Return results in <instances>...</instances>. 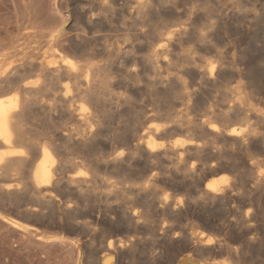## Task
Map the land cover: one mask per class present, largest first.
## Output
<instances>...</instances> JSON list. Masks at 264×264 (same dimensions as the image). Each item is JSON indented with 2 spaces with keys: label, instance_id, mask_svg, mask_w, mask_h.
I'll use <instances>...</instances> for the list:
<instances>
[{
  "label": "bare ground",
  "instance_id": "bare-ground-1",
  "mask_svg": "<svg viewBox=\"0 0 264 264\" xmlns=\"http://www.w3.org/2000/svg\"><path fill=\"white\" fill-rule=\"evenodd\" d=\"M229 1H230V3L226 4V2H229ZM208 2L210 3V6H211V9L209 12L210 13L209 14L210 15V22L208 24L209 28H210V30H208V31L210 34H209L208 38L212 37L214 34H216V32H218V31H214V30H219L220 29L219 27L223 28V25H224L223 20L224 19L226 20L225 21L226 24H228L227 26H229V23H227V22H230L229 20H231L232 22L234 21L238 25V26L237 25L234 26V28L238 27L240 30H241V28H245V24H247L248 27H246V33L248 31H250L252 33V31L250 29H252L253 26L255 28V26H257L259 24L262 25V23H264V17L260 15V11H259V7L262 6L264 0H208ZM231 3H232V7L230 6L229 10H228L227 6ZM157 4H158V6L160 4H169V5H171V7L169 6L168 8H171L172 10H175L176 8L174 9V7H177V6H174L175 0H98L97 6H100L103 9L108 10L109 12H107V13L110 14V11L117 9L118 12L120 11L121 13H123V15L126 14L128 16V18L133 19V21H137L136 23H137V25H139L137 27L140 29H139L136 37H134L133 43L136 42L135 44H133L132 42H130V43L124 42V43L115 44V45L114 44L109 45V44L103 43V46L101 45L102 49L99 51V50H96L97 48L94 47L95 48L94 49L92 47V44H93L92 37L90 35H89L90 36L89 37L87 33L82 31L80 34H76V37L74 39L75 41L73 42L72 46H70L71 47L70 51L74 55L73 57H71L65 53V48H63V46H62V48L60 46L58 47V45L55 43L57 41L56 38L60 34V31L59 32L57 31L56 33H53L50 31V33H53V34H49V35L48 34L42 35L39 32V34L42 36L39 35L40 37H37L36 35L38 33H34L35 32V29H34V31H32L33 35L30 32L31 36L33 37V40H31L30 33H29L30 37L29 36L27 37V38H29V40L32 41V42L30 41L32 46L29 48L30 50L28 49L27 52H26V48H25V50H23V48H22L23 52L16 53L13 50H10V51L6 50L5 51L6 46H4L5 47L4 50L1 47V49L5 52L0 53V211L3 210L4 212H6L8 214L9 213H15L16 215L23 217V219L26 218L25 219L26 221H28V220L38 221L39 220V222H41L42 220H44L47 217V215L43 212V210H48V211L49 210H51V211L61 210V212L64 213L65 216H67L64 218H68L70 220V222H68V223L72 224L71 222L76 221V219H77L76 216L78 215L79 212H81L80 207L82 208V206H83L82 203L78 204L79 201H78V203H76L77 201L74 202L75 204L73 206L72 205L73 203L71 204L70 199H73L74 197H77L78 200L79 199L84 200V199L88 198V196L90 194H93L95 192L97 193L98 190H101V191L103 190V194L105 195V198L107 200H109V199L112 200V198L119 200V201H121V203H123V208H124V205L126 204L127 195L131 191L130 186H127V180L129 177L127 178L126 176H124V173L126 172L125 171L126 168L131 166V165L128 166V162L131 159H134L135 161L136 160L139 161L142 158L143 163L144 162L147 163L149 160L156 161V160H161V159H169L170 163L175 164L173 174L177 175V176H181L182 178H186V177L190 178L191 177L192 184L196 185V188H198V184H197L198 183V176H197L198 173L201 174L203 179H206L207 177H209V176L211 177L212 175H214L215 173L220 171L219 168L225 167V171L227 170L226 167H229L231 169H237L238 164L236 163L237 166H235V164L232 163V161L234 159L232 160L231 156H233L234 153H237L236 151H238V149L235 151V150H232V148H231V150L235 151V152H228L229 154L230 153L233 154L231 156H228L224 147L226 148V146L229 145L231 147L240 148V147H243L245 144L249 143V141L251 143V140H253V143L257 144V146H258V148H256V149H259V151H258V155L256 154L257 159L254 160V164H253L252 168L249 167V169H248L247 177L250 179V182L252 184V187H251L252 190L249 191V193L248 192L245 193V198H247L250 201V203L252 201L256 206V209H255L256 212H255V215L253 218V219H255V224L252 223L253 228H251L252 231H254V233H255L254 234L255 239L252 238V240L253 241L255 240V242H254V243H256L255 245L257 247H260L261 243H262L261 242V236H262V233L264 234V113H263L264 110L263 111L261 109L258 110L257 108L258 107L260 108V106H258L257 108H254V106H252V105H247L249 102H246L247 104L244 102L245 93H244L243 88L238 86V87H235V88L229 90L226 88V86H223V85H225L226 82L223 83V85H222L220 80L223 79V78H221V76H222V72H223V69L225 66L224 65L225 62L227 64V61H224V60H226L228 57L226 59H224L225 58L224 57L223 58L224 60H223L219 56L218 51L220 52V50H222L223 45H220L219 47H221V48H219L217 45H215L216 43L213 45L214 41L210 45L211 42L206 43V41H209V40H207V39L205 40V44L209 43V47L206 49H210L213 53L216 54L217 57L214 56L216 58L213 60L211 59L213 57L208 58V59H210V61H208L207 66L205 67V69H203L204 71L203 72L199 71V69H197L198 67L197 68H191L188 71L186 70L187 72L190 73L191 76H188V77H191V79H193V77L195 79H196V77H201L200 82L202 81V83L205 84L206 88H208L209 91H207V92L211 93L212 91H215V94H216V91H218V95H216V96L214 95V97L211 94L213 97L212 99L214 100V98H215V100L213 101V105L211 103V106H208L207 105L208 103L205 100L207 104L205 103L204 107L208 106V108L205 109V112L203 111L204 110V108H203V110H202L203 112L201 111L202 113L200 112V114H196L195 112H191V114H190V112L185 111V109H184L185 112H183V111L181 112L178 109L177 113L174 112L175 114H170V113L163 114V113H161V110H160L159 112L161 114L157 113L156 116L158 118L161 117V115H162V118L164 116L167 119L166 120L167 122L163 123V124L160 123V125H158L159 124L158 123V124H156L155 127L153 125L154 128H147V130L142 129L143 132L140 135V139L147 138V141L145 140V143H143V144L137 143L138 145H136V143L134 142L136 146H134V147L132 146L134 149L131 148L134 151L130 154L127 153L126 156L118 155V156H115L112 158L111 157L112 154L110 151L109 156L107 155V157H105V158L101 157L102 159L99 157L101 159V164L104 167L103 170L105 169V171L106 170L110 171L111 177L114 176L115 177V178L113 177L114 179L111 178L110 176L108 178H106V176H105V178H99L98 175L96 177H92L93 174L96 175V172H95L96 169L94 167V163L98 162L99 160H97V159L95 160L91 157V153L89 152L90 151L89 147L91 146V144L93 146V144H94L93 141L95 139H97L100 134H102L101 130H103V129L101 127H103V124L105 125V123L102 119H105L110 114L108 107H109V105H112L111 103L113 100L115 101L117 99V96L115 95L117 93L113 94L114 92L112 91V85L113 84L115 85V83H112L113 81L110 82V80H112V78L110 80H108V78L111 76L110 74H112V73H110V72H112L111 71L112 69L109 68L111 64L109 65V62H108L107 65H109V67L107 66L108 67L107 68L105 64H104V66L98 64L99 61H97V59H99L100 56L103 57L104 56L103 54L110 56V58L114 57L115 59L117 58L119 60H122L120 58L123 56H127V57L131 56L130 54L133 53V50H136V48L139 49V47L141 48V46L143 44H141L140 39L143 38V42L145 41L144 46H145V48H147V50L145 49L144 52L147 51L150 53V54L146 53L148 55L146 56V58H144V60L147 63V66L150 67V69H152V71L154 72L153 74H155L156 77L160 76V78H161V74L165 75L164 73L166 71L169 72L171 70V68L173 69L174 61H172V58H171L172 56H174L173 53L178 52L179 49L183 50L182 48H184V47H182V46H183V43H185L183 41L184 40L186 41V38H189V37L191 38V36H193L196 33V31H195V33H193L194 28H192V27H194V26L189 27V25L191 23L190 24L188 23L189 25L187 27H189V29L192 28V31L187 29L186 25L185 26L184 25H178V26H172L171 25L172 26L171 28H166V29H162L163 26L158 28L155 25H152L151 30H150V28H146V29H149L150 33L145 34L146 32H144V31L146 29H143V28L145 26V23L148 26L150 25V23L147 24V22H151L150 15L157 13V10H158ZM210 6L208 8H210ZM161 7H159V8L161 9ZM230 8H232V9L230 10ZM163 10L164 9L162 8L161 12ZM178 12H180V11H178ZM187 12H185V14ZM115 13H117V12L115 11ZM168 13H171V12H168ZM173 13H174V11H173ZM173 13H171V15H173ZM180 13H178V14L181 15L184 12H182L181 14ZM190 13L191 12L189 11L188 14H190ZM193 13H195V12L193 11ZM157 14L159 15L160 13H157ZM198 14H200V13H198ZM203 15H204V13H203ZM196 16H197V14H195V17ZM206 16H207V14H206ZM154 17H156V16L154 15ZM195 17H193L192 19H194ZM198 18L200 19V17H198ZM86 19H87L88 29H90L91 25H94L95 21H93L89 17ZM106 19H107V17H106ZM156 19L154 18V22ZM188 19L190 21V18H188ZM35 20H34V23L36 24ZM195 20H196V18H195ZM38 21H40V19H38ZM96 21H98V20H96ZM191 21H193V20H191ZM44 22H46V21H44ZM34 23H32V24L35 26ZM194 23H196V22H194ZM232 24H234V23H232ZM192 25H194V24H192ZM36 26L38 27V24H36ZM43 26H40L41 29L49 27L46 25L47 27L44 26V28H42ZM168 26H170V25H168ZM227 26H225V27H227ZM95 27H97V25ZM231 27H232V25H231ZM33 28H32V30H33ZM216 28H219V29H216ZM238 28H235V30L236 29L238 30ZM259 28L261 29L263 27H260V25H259V27H257L258 31H255L256 28H255V30H253V29L252 30H253V32L255 31V32L261 33L259 31L260 30ZM41 29H39V27H38V29L36 28V30H39V31ZM225 29H227V28H225ZM93 30H94V28H93ZM226 32H228V31H226ZM237 32H238V34H241V33H239L240 32L239 30ZM129 33H132V31H130ZM222 33H224V32H222ZM236 33H235V35H236ZM259 33H257V34H259ZM262 33H264V32H262ZM132 34L135 35L134 32ZM197 34L198 35L200 34L199 36L202 39V36H201L202 34L200 32H198ZM205 35H207V34H205ZM261 35H263V34H261ZM25 36H27V35H25ZM200 37L199 38L196 37V38L200 39ZM216 37H218V36H216ZM259 37H262V36H259ZM263 37H264V35H263ZM27 38H25V39H27ZM130 38H131V36H130ZM213 38H215V36ZM221 38H220V40H221ZM12 39H14V38H12ZM204 39H202V40L204 41ZM222 39L224 41V37ZM251 39H252V37H251ZM16 40L19 41V39H17V36H16ZM16 40H13V41H16ZM17 41H16V44L17 43L19 44V42H17ZM200 41L201 40H199V42ZM3 42L4 41L2 40L1 44ZM254 42H252V43H254ZM10 43H11V41H10ZM10 43H8V44L11 45ZM115 43H118V42H115ZM201 43L203 44L204 42H201ZM255 43H254V45H255ZM3 44H6V43H3ZM24 44L25 43H23V45L21 44L19 46L23 47ZM9 45L7 47L15 46V45H12V46H9ZM19 46L17 45V47H19ZM216 46H217V48H219L218 51H217ZM17 47H14L13 49L15 50V48H17ZM8 49H10V48H8ZM142 49H143V47H142ZM177 49H178V51H176ZM221 52H220V55H221ZM136 53H137V51H136ZM178 53H177V55H178ZM215 54H213V55H215ZM132 55L134 58L135 57L134 54H132ZM173 58H175V56ZM177 58H178V56H177ZM77 59H79L80 61ZM123 59H125V58H123ZM135 59H137V58L135 57ZM106 60L107 59H105L104 62H106ZM137 60L139 61V59H137ZM186 60H187L186 62H188L191 66V63H190L191 60L190 59H186ZM124 61H126V60H124ZM133 61H135V60H133ZM133 63H135V62H133ZM238 63H239V61H238ZM101 64H102V61H101ZM113 64H114V62H113ZM189 64H187V65H189ZM112 65H111V67H112ZM116 65H113V66H116ZM120 65L121 64H119V66ZM143 65H145V63H143ZM177 65L178 64L176 63V66ZM229 65H231V64L229 63ZM122 66H123V64H122ZM176 66H174V67H176ZM105 67L107 69H109L108 74L110 76L107 74V72H105ZM117 67H118V65H117ZM233 67H234V65H233ZM113 68H115V67H113ZM140 68H142V67H139V69ZM225 68H227V66ZM230 68H229V70H230ZM118 69H116V70L119 71ZM237 69L234 71L232 70L233 74L234 73L237 74ZM163 70L165 71L164 73L162 72ZM176 70L177 69H175V71ZM140 71H141V69H140ZM146 71H148V69ZM182 71L179 70V73ZM240 71H242V70H240ZM176 72H178V70ZM179 73H176V75H178ZM125 74H126V76H125ZM125 74L123 76L128 78L127 81H135V82L138 79L139 75H141V74L138 75L137 71H135L133 68L126 70ZM231 74H229V75H231ZM184 75H186V74H183V76ZM223 75H224V72H223ZM237 75H239V74H237ZM107 76H109V77H107ZM167 76L170 78L168 81L165 82L166 83V91H168L169 94H171L173 97H176L179 94V97H180V95L182 96V98H183L182 100L186 99L190 103L192 101L195 103H198L201 95H203V91H202L203 89L199 85L200 82L197 83L198 84L197 86L194 85L196 88L195 87L193 88V87H191L192 85L190 86V84L185 83L183 78L181 79L180 77H178L179 75L175 76V77L172 76L173 78H171L169 73H168ZM180 76H182V75L180 74ZM234 76H235V74H234ZM162 78H164V76ZM228 78L229 77H226L225 79H228ZM119 79H122V78L119 77ZM125 80L123 79V82ZM117 82L119 83V82H121V80L117 81ZM154 82H156V81H154ZM111 83H112V85H111ZM127 83L128 82H126V85H127ZM135 84L136 83H134L133 85H135ZM162 84H164V83H162ZM114 87L115 86H113V88ZM127 87H128V85H127ZM232 87H234V86H232ZM247 87L248 86H246L245 88H247ZM253 89H254V87L252 88V90ZM206 90H205V92H206ZM246 92L248 93V91H246ZM254 92H255V89H254ZM212 93H214V92H212ZM126 94L127 93H125L124 96ZM251 94H252V91H251ZM124 96L123 97L119 96L120 99L118 98L119 99L118 101L119 102H121V101L127 102L128 98H126ZM254 96H255V94H254ZM249 97H250V95L248 96V99H249ZM165 98H167V97L165 96ZM250 98H252V97H250ZM168 99H170V98H168ZM203 99H205V97ZM248 99H246V100H248ZM255 99H256V97H255ZM252 101H253V98H252ZM51 102L58 103L57 107L59 108L61 114L63 115L62 117L64 119V122L58 123V128L61 130V135H60L59 140H54V141L51 140L49 142H43V140L33 138L30 135V132L27 131V127L29 126L30 121L37 119L39 114H46L47 111L52 108ZM171 102H172V100H171ZM260 104H263V103L260 102ZM117 105H119V110H120L121 109L120 104L118 103ZM174 105L175 104L173 103V106ZM196 105L199 106L198 104H196ZM201 105H203V104H201ZM209 105H210V103H209ZM190 106H191V104H190ZM197 106L194 108H198ZM169 107H170V105H169ZM171 107H172V105H171ZM171 107H170V109H173V110L176 109L177 110V107L176 108H175V106H174V108H171ZM191 107L193 108V106H191ZM261 107L264 108V106H261ZM170 109L168 111H171ZM189 109H191V108L189 107ZM199 109H201V108L199 107ZM119 110H118V112H119ZM124 110H126V109H124ZM191 111H194V109ZM156 112L157 111H155V113ZM122 113H124V112H122ZM193 113H194L193 117H190ZM141 114L139 116H141ZM150 114H152V113H150ZM135 115H137V114H135ZM145 115H148V114H145ZM111 116H113V115H111ZM139 116H137V118L133 119V120H135V124L138 123V127L140 129L141 128L140 126H142V123L141 124L139 123V118H140ZM156 116L155 115H148L147 117H143V115H142L141 117L145 122L144 124H146L148 122L147 124L149 125V122L151 120L153 123ZM165 118L163 120H165ZM253 118H254V120H256V123L254 125L249 123L250 121L252 122ZM112 119H113V117H112ZM157 121H158V119H157ZM160 121L163 122L161 120V118H160L159 122ZM105 122H107V121H105ZM108 123H109V121H108ZM110 123H111V121H110ZM132 123H134V122H132ZM122 124H123V122H122ZM106 125H107V123H106ZM236 125L240 126L239 129L234 128ZM107 127L108 126H106V128H104V129H106L105 133L107 132V130H109ZM242 127H245V128H242ZM253 127H256V128H253ZM127 130L128 129H126V131ZM137 130L138 129H136L135 125H134V131L137 132ZM120 131H121V129L119 130V132ZM131 131H132V129H131ZM102 132H104V130ZM139 132H140V130H139ZM127 133H129V132L127 131ZM178 133H182V134L184 133L185 137H183V139H182L180 136H178L179 139H175L176 135ZM131 134L132 133H130V135ZM120 135L122 136V134H120ZM120 135H118V136L120 137ZM136 136L137 135L134 134L133 138H135ZM138 136H139V134H138ZM122 138H123V136H122ZM113 139H114V136H113ZM124 139H126V138H124ZM100 141H101V139H100ZM250 143L248 144V148L250 147ZM50 146L53 147V149H52L53 151L51 150ZM233 149H235V148H233ZM241 149H243V148H241ZM250 149H248V150L250 151ZM229 150H230V147H229ZM248 150L246 149L247 152H249ZM251 150H255V149L252 148ZM96 152H98V151H96ZM99 153H101V152H99ZM252 153L255 154V151H252ZM96 154H95V157H96ZM253 154H251L252 156H250V154H249V156L251 158H256L255 157L256 155L253 157ZM237 157H235V160ZM245 157L246 156H244L242 158L246 162ZM242 158H240V159H242ZM237 161L239 162L238 158H237ZM133 162H131V163H133ZM198 162H199V164H196ZM245 162H244V165H245ZM156 163H158V162H156ZM246 163H248V161ZM101 164H98V165H101ZM137 164H138V162H137ZM241 164H243V163H241ZM133 165L130 167L131 169H132ZM139 165H141V164H139ZM142 165H144V164H142ZM145 165L147 167L148 164H145ZM152 166H153V163H152ZM245 167H246V165H245ZM81 168H87V169L91 168L92 171L94 169L95 170V171H93L94 173L90 169H88L91 171V172L89 171L90 175L93 173L92 176H90L93 179L92 178H91V180L88 179L89 176L87 178L85 176V172L79 171ZM137 168H139V166H137ZM229 168H228V170H231ZM239 169L241 170L242 168H239ZM129 171H131V170H129ZM133 171H135V170H133ZM147 171H148V169H147ZM245 171H247L246 168H245ZM155 173H156V171H155ZM155 173H153L150 176V181L152 183L157 181L156 180L157 178L154 175ZM239 173H241V172H238V174ZM243 173H244V170L240 175H243ZM100 174L102 175V173H100ZM130 174L132 175V173H130ZM105 175H107V174L105 173ZM156 175H158V174L156 173ZM134 176H135V174H134ZM136 176L139 177L138 174ZM141 177L143 178V176H141ZM244 177H243V179H244ZM240 179H241V177H240ZM138 180H140V178H138ZM159 180H160V178H159ZM134 181L138 182L136 180H134ZM241 181H243V180L241 179ZM241 181H239V182H241ZM245 181H247V180H245ZM182 182H183V180H182ZM250 182H248L249 185H250ZM158 183L160 184L161 182L158 181ZM167 183H168V181H167ZM200 183H203V182H200ZM227 183H228V180L219 179V178L216 180H211L208 183H206L204 186V189L201 193L202 196L200 198L199 203H201L202 205L212 204L216 207V211H217V208H221V206H224V205L230 203L232 200V198H231L232 195L237 196L235 193H237V191H239V186H240L239 184L240 183H238V184L233 183V185L231 183V185L228 184V186H227ZM224 184H225V186H224ZM236 185H238V188L236 187ZM177 186H179V185H177ZM182 186L183 185H181L180 188ZM246 186H248L247 183H246ZM148 187H150V186H148ZM151 187H150V189H151ZM184 188H187V187H184ZM236 188H237V191H236ZM155 192H157V191H155ZM194 192H196V191H194ZM146 194H145V196H146ZM148 194H150V192ZM237 194H238V196H239V194L244 195L240 192H238ZM101 195H102V193H101ZM98 197L99 196H97V199H99ZM139 197H140V195H139ZM147 197H149V196H147ZM239 197H237V198H239ZM135 198H137V197H134L133 199H135ZM141 198H140V200H141ZM235 198L233 197V199H235ZM91 199H93V198H91ZM101 199H102V196H101ZM188 200H189V198H188ZM93 201L94 200H92V202ZM234 201H236V200H234ZM130 202L134 203L132 201H130ZM128 204H130V203H128ZM233 205L231 208L234 209L236 206L233 207ZM132 206H134V204ZM181 206H182V204H181ZM230 206H231V204H230ZM88 207H90V206H88ZM194 207H195V205H194ZM117 208H118V206H117ZM150 208H152V207H150ZM181 208H183V206ZM187 208L188 207L186 206V209ZM197 208H198V206H197ZM228 208H227V210H228ZM248 208H250V207H248ZM86 209H87V207H86ZM129 209H131V208H129ZM198 209H200V208H198ZM221 209L218 211L221 212ZM158 210H161V209H158ZM153 211L154 210H152V212ZM251 211L252 210H250L249 212H251ZM118 212H121V211H118ZM209 212H207V213H209ZM213 212H215V210ZM213 212L212 213L210 212V213L213 214ZM54 213H55V211H54ZM182 213H184V212L182 211ZM222 213H220V214H222ZM123 214H125V213L123 212ZM14 215H11V217H13ZM64 215H62V216H64ZM126 215H127V213H126ZM133 215H135V213ZM146 215H148V214H146ZM213 215H215V217H216L215 213ZM119 216H121V215H119ZM218 216H219V214H218ZM242 216L240 217V215H239L238 217L240 219L241 218L243 219V217L245 215L243 217ZM149 217H150V215H149ZM180 217H181V215H180ZM210 217H212V215ZM251 217H252V215H251ZM245 218L247 219L248 217L245 216ZM46 219H48V218H46ZM217 219H218V217H217ZM233 219H232V222H233ZM236 219H238V218H236ZM120 220H122V219L120 218ZM220 220H222V219L220 218ZM220 220H219V222H220ZM244 220H243V223H244ZM250 220H251V218H250ZM7 221H9L14 226H17L15 222L11 221V219H7ZM125 221H124V224L125 223L129 224V222H131L132 220L128 219L126 222ZM223 221L224 220H222V222ZM240 222H241V220H240ZM251 222H252V220H251ZM251 222H249V223H251ZM147 223H149V222H147ZM38 224H40V223H38ZM46 224H48V223H46ZM134 224H135V222L133 223V225ZM224 224H227V223H224ZM234 224H235V222H234ZM246 224L247 223H245L244 226H246ZM123 225H120V226H123ZM126 225H124V226H126ZM140 225H141V223H140ZM135 226H136V224H135ZM248 226H250V224ZM126 227H128V226H126ZM145 227H146V225H145ZM148 227H149V225H148ZM228 227H229V225H228ZM230 229L231 228L228 229L227 233H229ZM240 230H242V229H240ZM245 230L243 232H245ZM243 232H240V233H243ZM227 233H225L226 236H227ZM237 233L239 234V232H237ZM237 233L235 232V234H237ZM204 235L205 234L203 232H201L199 234V239H202L204 237ZM230 235H231V233H230ZM227 237L229 238V236H227ZM233 237H235V236H233ZM241 237H243L242 234H241ZM189 238L192 239V237H189ZM249 238H250V236H249ZM191 239H190V241H188L189 240L188 239L186 242H188V243L191 242ZM193 239H192L191 243L194 245ZM229 239H231V238H229ZM262 239H264V238H262ZM210 240L211 239L206 240V242L204 241L205 243H203V244H205L204 246H206V248H208L207 246L210 245V242H211ZM240 241H241V239H240ZM240 241H238V242H240ZM246 241H248V240L246 239ZM246 241H243L242 244ZM110 243H108V244H110ZM211 243H213V242H211ZM250 243L251 242L249 240V244ZM251 244H253V243H251ZM196 245H198V244L196 243ZM196 245H194V246L196 247ZM211 245H213V244H211ZM221 245H223V244H221ZM111 246L109 245L107 248H110ZM202 247L200 246V248H202ZM223 247H221V248H223ZM226 247H229V244ZM250 247H252V245ZM211 248H209V249H211ZM193 249H195V248L193 247ZM243 249H244V247H242L241 250H243ZM245 249H246V247H245ZM260 249H262V248H260ZM108 250H106V251H108ZM112 250H113V248H112ZM234 250H235V248H234ZM234 250L232 249V256H234L233 255ZM135 251H137V250H135ZM194 251H196V250H193V253H194ZM206 252L207 251L205 250L204 254H206ZM246 252H245V254H246ZM249 252H250V250H249ZM193 253H192V255L187 254V253L183 254L178 259L176 264H218V263H214L211 261L209 262L208 259H207V261H208L207 262V261H205L206 259L204 257H203V259H205L204 261H201V259L198 260L197 259L198 255H196L197 257L194 258L193 255H195V254H193ZM200 253H203V251H201ZM209 253H210V251H209ZM251 253H249V254H251ZM131 254L132 253H130V255ZM243 254H244V252H243ZM257 254H258V252H257ZM200 255H202V254H200ZM236 255H238V254H236ZM258 255H256V256H258ZM111 256H113V255H111ZM111 256L109 255V253H108V255L101 256L102 258L100 259V264H113V262H116V259H114L115 261L112 260ZM204 256H206V255H204ZM252 256L254 257L255 254ZM114 257H116V256H114ZM230 257H231V254H230ZM198 258H200V257H198ZM234 258H236V257H233V259ZM258 259L260 260V258H258ZM248 261H252V260L249 259ZM255 261H257V260H255ZM259 262H261V261H259ZM222 264H225V263H222ZM259 264H261V263H259Z\"/></svg>",
  "mask_w": 264,
  "mask_h": 264
},
{
  "label": "rangeland",
  "instance_id": "rangeland-1",
  "mask_svg": "<svg viewBox=\"0 0 264 264\" xmlns=\"http://www.w3.org/2000/svg\"><path fill=\"white\" fill-rule=\"evenodd\" d=\"M177 1L175 0L174 6H177V7H174V9L176 8L175 10L168 8L169 6L171 7V5H169V4H160L159 6L157 4V9H158L157 13H160V14L158 15L157 13H154V14L150 15L151 22H147V24L150 23V25H149L150 27L148 25H146V23H145L146 27L144 26V28H143V29L150 28V30H151V26L155 25L158 28L163 26L162 29H166V28H171L172 26H178V25H184L185 26L186 25L187 29H189V27L194 26V27H192V28H194L193 33H195V31H196V33L194 34L195 36L194 35L191 36L192 35L191 34L190 35L191 38L189 37L190 39L186 38V41L185 40L183 41V42H185V43H183V46H182V47H184V48H182L183 50L179 49V51H180L179 52L177 49L176 51H178L179 53L178 52L173 53L175 56V58H173L174 56L171 57L172 61H174L173 69L171 68V70L169 72H167V71L165 72L163 70L162 72L163 73L165 72L164 73L165 75L161 74V78H160V76L156 77L155 74H153L154 72L152 71V69H150V67L147 66V63L144 60V58H146V56L150 53L147 51L144 52L145 49L147 50V48H145V46H144L145 41L143 42V38L140 39L141 44H143L141 46V48L139 47V49L136 48V50H133V53L130 54L131 56L121 57L120 59H122L123 61L119 60L117 58L115 59L114 57L110 58V56L105 55V54H103L104 55L103 57L102 56L99 57L100 60L97 59V61H99L98 64L103 65V66L105 64L106 67L107 66L109 67L110 64L112 65L113 62H114L113 65H116V64L118 65V67H117V65L116 66L112 65V67L110 65L109 68L112 69L111 70L112 72H110V73H112V74H110L111 76L108 74V72H109V69H107L108 67L107 68L105 67V72H107V74L110 76V77L107 76V77H109L108 80H110L112 78V80H110V82L113 81L112 83H115V85L114 84L112 85V83H111L112 91L114 92L113 94L119 93L118 95L120 97H123L124 94L127 93L124 97L128 98V100H127V102H122V101L119 102L118 100L120 99V97L117 94H115L117 96V99H116L117 101L116 100L112 101V103H111L112 105H109V107H108L110 114L105 119H102L105 123V125L103 124V127H101L104 130V132H102L103 130H101L102 134H100L99 137L97 138L99 141L97 139H95L93 141L95 144V145L93 144L94 147L92 146V144L89 147L90 148L89 152L91 153V157L95 160L96 159L99 160L98 162L94 163V167H95L96 171L94 169H93V171L96 172V175L93 174L94 172L92 171L91 168H88V169H90L93 172L92 173L93 176H92V174L90 175L91 171L88 170L87 168H81L79 170V171L85 172V176L87 178L89 176L88 179H90V180L92 177H96L97 175L99 178H105V176H106V178H108L109 176L111 177L110 171H107V170L105 171V169L103 170L104 167L101 164V159L107 157V155L109 156L110 151L112 154L111 155L112 158L115 156H118V155L126 156L127 153L130 154L134 151L133 147L138 145L137 143L143 144V143H145V140L147 141V138L140 139V135L143 132L142 129L147 130V128H154L156 126V124H158V123H159L158 125H160V123H162V124L166 123L167 119L164 116H163V118H162V115L159 118L156 116L157 113H160L159 112L160 110H161V113H163V114H166V113L175 114L178 112V109L181 112L187 111V112H190V114H191V112H195L196 114H200V112L203 110V108H204L203 111L205 112V109L208 108V106H211V103L213 105V101L215 100V98H214V100L212 98L214 97V95L215 96L218 95V91H216V94H215V91H212L214 93L207 92V91H209L208 88H206L205 84L202 83V81L200 82L201 77H196V79L193 77V79H194L193 80V79H191V77H188L191 75L189 72H187L191 68H197V67H198L197 69H199V71L203 72L204 71L203 69H205V67L207 66L208 61H210V59H208V58L213 57V58H211L213 60L217 57L216 54L213 53L210 49H206L209 47L210 42H211L210 43V45H211L212 42L214 41L213 45L216 43L215 45H217L218 47L220 45H223L222 50H220V52L221 51L223 52V53L221 52V55H220V52L218 51L219 48H221V47L217 48V46H216L217 51L219 53V56L222 59L224 57H225L224 59H226L228 57L226 60L223 59L224 61H227V64L225 62V64H224L225 66L223 69L224 75L222 72V76H221V78H223V79L220 80L222 85H223V83L226 82L227 84L225 83V85H223V86H226V88L229 90L233 89L235 87H238V86L243 88L244 93H245L244 102L245 103L249 102L248 104L247 103L246 104L252 105V106H254V108H257L258 106H260V108L258 107L257 109L258 110L261 109L262 111L264 110V108L261 107V106H264L263 105L264 104V43H263L264 42V37H263L264 33H262V32H264V23H262V25L259 24L260 27H263L261 29L259 28L260 29L259 31L261 33L255 32V31H258L257 27H259V25H257V26H255L256 30H255L254 26L252 27V29L255 30L254 32L252 29H250L252 31V33L250 31H248L249 33L247 32L248 33L247 34L246 33V27H248V25L245 24V28H241V30L238 27H235V28H238V30L240 31L239 33H241V34H238V32H237L238 30L236 29L237 30L236 31L234 28V26H236L237 24L234 21L232 22L231 20H229L230 22H227V23H229V26H230L229 27V26H227L228 24H226V22H225L226 20L224 19L223 20V24H224L223 28L222 27H219L220 29L216 28L219 30H214V31H218V32H216V34H214L212 37L208 38V36L210 34L208 31V30H210L209 25H208L210 22V15H209L210 13L209 12L211 9V6H210V3L208 2V0H177ZM97 2H98V0H0V41L2 42V40H3L4 41L3 43H6V44H3V43L1 44V42H0V44H1L0 49L2 47V49L4 50L5 49L4 46H6L5 51L6 50H8V51L13 50L16 53H21L26 48V52H27L28 49L32 46L30 41L33 40L31 33L33 35L32 31H34V29H35L34 33H38L36 35L37 37H40L42 35H47V34L48 35L53 34V33H56L57 31L58 32L60 31V34L56 38L57 41L55 43L58 45V47L60 46L62 48V46H63V48H65V53L71 57H73L74 55L70 51V48H71L70 46H72L73 42L75 41L74 39L76 37V34H80L82 31L87 33L88 36L90 35L92 37V41H93L92 47L97 48L96 50H99V51L102 49L101 47L103 46V43H106L109 45L121 44L124 42H126V43L132 42L133 43L134 37H136V35L140 29L137 27V26H139L136 23L137 21H133V19L128 18V16L126 14L123 15V13H121L120 11L118 12L117 9L110 11V14H109V13H107V12H109L108 10H105L100 6H97ZM228 3H230V1L226 2V4H228ZM263 5H264V2L262 4V6L259 7V11H260V15L264 17V6ZM209 6H210V8H208ZM230 6L232 7V3L227 6L228 10H229ZM159 7H161V9ZM162 8L164 10L161 12ZM231 9L232 8H230V10ZM115 11L117 13H115ZM173 11H174V13H173ZM178 11H180L181 13L182 12H184V13L181 14ZM189 11L191 12L190 14H188ZM193 11L195 13H193ZM168 12L173 13V15H171V13H168ZM185 12H187L186 13L187 15L185 14ZM178 13H180L181 15H179ZM198 13H200V14H198ZM203 13H204V15H203ZM195 14H197L196 17H195ZM206 14H207V16H206ZM154 15L156 17H154ZM124 16L125 17L127 16V17L125 18ZM85 17L86 18L89 17L93 21H95L94 25H91L90 29H88L87 19ZM106 17H107V19H106ZM193 17H195L196 20H195V18L192 19ZM198 17H200V19ZM154 18L155 19L157 18L155 20L156 23L154 22ZM188 18H190V21ZM38 19H40L41 22L38 21ZM34 20H35L36 24H38L39 29H41L40 26H43L45 23L46 24L44 26L45 27L49 26V27H47L48 29L44 28V26H43L42 28H44L45 30L44 29H41L42 31L36 30V28L38 29V27L34 23ZM96 20H98V21H96ZM191 20H193V21H191ZM44 21H46V22H44ZM194 22H196V23H194ZM32 23H34L35 26ZM188 23L189 24L191 23L190 24L191 26ZM232 23H234V24H232ZM192 24H194V25H192ZM230 24L232 25V27L234 29L231 27ZM96 25H97V27H95ZM168 25H170V26H168ZM188 25H189V27H187ZM225 26H227V27H225ZM32 28H33V30H32ZM93 28H94V30H93ZM192 28H190L189 30L192 31ZM225 28H227V29H225ZM146 30L145 31L143 30L144 32H146L145 34L150 33L149 29H146ZM225 30L228 32H226ZM50 31L53 33H50ZM130 31H132V33L134 32L135 35L132 33H129ZM39 32L42 35H40ZM198 32H200L201 34L204 32L203 33L204 35L203 34L201 35L202 39L205 38L204 41L199 36L200 34L199 35L197 34ZM222 32H224L225 34ZM29 33L31 36V40H29V38H27L29 36ZM235 33H236V35H235ZM257 33H259V34H257ZM205 34H207V35H205ZM261 34H263V35H261ZM25 35H27V36H25ZM16 36H17V39H19V41L16 40ZM130 36H131V38H130ZM214 36H215V38H213ZM216 36H218V37H216ZM259 36H262V37H259ZM196 37H198V38L200 37V39H198ZM219 37L220 38L224 37V41L222 38L220 40ZM251 37H252V39H251ZM12 38H14V39H12ZM25 38H27V39H25ZM206 39L209 40V41H206V43L209 42L208 44H205ZM9 40L11 41V43ZM13 40H16L17 42H19V44L18 43L16 44V41H13ZM199 40H201V41L199 42ZM115 42H118V43H115ZM201 42H204V43L202 44ZM252 42H254L255 45ZM8 43H10L11 45H9ZM23 43H25L23 47L19 46L21 44L23 45ZM135 43L136 42H134L133 44H135ZM8 45L9 46L15 45V46L7 47ZM17 45L19 47H17ZM14 47H17V48H15V50H14L13 49ZM142 47L144 50L142 49ZM8 48H10V49H8ZM22 48H23V50H22ZM3 50L0 53L5 52ZM136 51H137V53H136ZM146 53H148V54H146ZM177 53H178V55H177ZM132 54H134V56L137 59H139L140 62L137 59H135V57L133 58ZM213 54H215V55H213ZM176 55L178 56V58ZM214 56H216V57H214ZM123 58H125V59H123ZM105 59H107L108 61L106 60V62H104ZM186 59L191 60V62H190L191 66L188 62H186L187 61ZM77 60H79V59H77ZM124 60H126V61H124ZM133 60H135V61H133ZM101 61H102V64H101ZM238 61H239V63H238ZM108 62H109V65H107ZM133 62H135V63H133ZM143 63H145V65H143ZM176 63L178 64L177 66H176ZM186 63L189 65H187ZM229 63L231 65H229ZM119 64H121V65L119 66ZM122 64H123V66H122ZM232 64L234 65V67ZM138 66L142 67V68H140L141 71H140ZM174 66H176L177 68ZM226 66H227V68H225ZM113 67H115V68H113ZM130 68L131 69L133 68L135 71H137L138 75L141 74V75H139V77L137 79L138 81L137 80H136V82L135 81H127L128 78L123 76L126 73V70H129ZM174 68L177 69L178 72H176L177 70L175 71ZM229 68H230V70H229ZM116 69H118L119 71H117ZM147 69H148V71H146ZM236 69H237V74H239V75L234 73L235 74V76H234L233 71ZM179 70L180 71L183 70V71L179 73ZM240 70H242V71H240ZM168 73H169L171 78L179 75L178 77H180L181 79L183 78L184 82L190 84V86L192 85L191 87H193V88L195 87L194 85L197 86L198 85L197 83L200 82L199 85L203 89L202 90L203 95H201L198 103H195L193 101L190 103L186 99L182 100L183 98L181 95L179 97V94L176 97H173L171 94H169V92L166 91V83H165L166 81H168L170 79L167 76ZM176 73H179V74L176 75ZM182 73L186 74V75L183 76ZM180 74L182 76H180ZM229 74H231V75H229ZM125 76H126V74H125ZM163 76H164V78H162ZM119 77L122 79H119ZM226 77H229V78L225 79ZM123 79L124 80L126 79V80L123 82ZM120 80H121V82L118 83L117 81H120ZM154 81H156V82H154ZM126 82H128L127 83L128 87L126 85ZM134 83H136V84L133 85ZM162 83H164V84H162ZM113 86H115V87L113 88ZM232 86H234V87H232ZM246 86H248L249 88L248 87L245 88ZM253 87L255 89V92H254V89L252 90ZM205 90L207 93L205 92ZM246 91H248V93ZM251 91H252V94H251ZM253 93L255 94V96ZM209 94L210 95L212 94L213 97H212V95L210 96ZM249 95H250V97L253 98V101H252V98H250V97H249V99L251 101L248 99ZM165 96L167 98H165ZM203 96L205 97V99H203L204 98ZM255 97H256V99H255ZM168 98H170V99H168ZM246 99H248V100H246ZM171 100H172V102H171ZM205 100L207 101L208 104L206 103ZM260 102L263 104H260ZM118 103L120 104V108H121L120 110L121 111L119 110V105H117ZM173 103L175 104L174 105L175 108L177 107V110L176 109L175 110L170 109L171 105H172L171 108H174ZM189 103L191 104V106H193V108L190 106ZM205 103L208 105V106L206 105L207 107H204ZM209 103H210V105H209ZM51 104H52L51 105L52 108L50 110H48L46 114H39L37 119L30 121L29 126L27 127V131L30 132V135L33 138L43 140V142H49L51 140L52 141L59 140L60 135H61V130L58 128V123L64 122V119L62 117L63 115L61 114L59 108L57 107L58 103L51 102ZM168 104L170 105V107ZM196 104H198L199 106H197ZM201 104H203V105H201ZM195 105L198 108H194V107H196ZM189 107L191 109H189ZM199 107L201 109H199ZM124 109H126V110H124ZM169 109L171 111H168ZM184 109H185V111H184ZM193 109H194V111H191ZM118 110H119V112H118ZM155 111H157V112L155 113ZM122 112H124L125 114ZM150 113H152V114H150ZM263 113H264V111H263ZM135 114H137V115H135ZM140 114H141V116L143 115V117H147L148 115H155L156 118L158 119V121L155 118L153 123L151 120L149 122V125L147 124L148 122L146 124H144L145 122L142 119V117L139 116ZM145 114H148V115H145ZM111 115H113V116H111ZM193 115H194V113L190 117H193ZM137 116L140 117L139 123L140 124L142 123V126H143L142 127L139 125L141 127L140 129L138 127V123L135 124V120H133V119H136ZM112 117H113V119H112ZM160 118L163 122H161V121L159 122ZM164 118H165V120H163ZM105 121H107V122H105ZM108 121H109V123H108ZM110 121H111V123H110ZM122 122H123V124H122ZM132 122H134V123H132ZM106 123H107V125H106ZM249 123L254 125L256 123V120H254V118H253L252 122L250 121ZM134 125H135V128L138 129L137 132L134 131ZM153 125H154V127H153ZM106 126H108L107 128L109 130H107V132L105 133L106 129H104V128H106ZM239 127L240 126L236 125L234 128L239 129ZM130 128L132 129V131ZM242 128H245V127H242ZM253 128H256V127H253ZM120 129H121V131H120L121 133L119 132ZM126 129H128L127 131L129 133H127ZM139 130H140V132H139ZM130 133H132V134L130 135ZM120 134H122L123 138ZM134 134L137 135L135 138H133ZM138 134H139V136H138ZM118 135H120V137ZM113 136H114V139H113ZM178 136H180L183 139V137H185V134L184 133L183 134L178 133L176 135L175 139H179ZM124 138H126V139H124ZM100 139H101V141H100ZM134 142L136 143V145ZM249 143H250V141H249ZM249 143L245 144L243 147H240V148L231 147L229 145L226 146V148L228 147L227 149L224 147L228 156L233 155L232 153L229 154L228 152H235L237 149H238V151L239 150L241 151V152L236 151L237 153H234V155L231 156L232 157L231 159L232 160L234 159L233 161L230 159L232 161V163L235 164V166H237L236 163L238 164L237 169H231L229 167H226L227 170L225 171V167L219 168L220 171H218L217 173H215L211 177L210 176L207 177L206 179H203L201 174L198 173V175H197L198 176V183H197L198 188H196V185L192 184L191 177L190 178L189 177L182 178L181 176L174 175L173 171L175 168V164L170 163L169 159H161V160L155 159L156 161L149 160L147 163L146 162L143 163L142 158H141V160H139L140 162L137 160L135 161L134 159H131L132 161L130 160L128 162V166L129 165L132 166L134 164L135 165V166L133 165L134 168L132 167V169H131L130 168L131 166H130V167L126 168V170H125L126 172L124 171L125 172L124 176H126L127 178L129 177L127 180V186H130V188H131L130 193L127 195L126 204L124 205V208H123V203H121V201H119V200H116L113 198H112V200L111 199L107 200L105 198V195L103 194V190L102 191L98 190L97 193L95 192L93 194H90L88 196V198H86L84 200L83 199L78 200L77 197H74L73 198L74 200L70 199L71 204L73 203L72 205L74 206V204H75L74 202L77 201L76 203H78V201H79L78 204L82 203L83 206H82V208L80 207L81 212H79L78 215L76 216V218H77L76 221L71 222L72 224L68 223V222H70V220L68 218H64L67 216H65L64 213L61 212V210H53V211L43 210V212L47 215L46 218H48V219L45 218L41 222H39V220L38 221L31 220L32 221L31 222L28 219H27L28 221H26L25 220L26 218L23 219V217L16 215L15 213H9L8 214V213L4 212L3 210H1L0 211L1 212L0 213V264H100V259L102 258L101 256L108 255V253L110 256L113 255V256H111L112 260L116 259V262L112 261L113 264H176L178 259L183 254L187 253V254L192 255L193 250H196L193 253V254H195V255H193V257L196 258L197 257L196 255H198V257H200V258L197 257V259L198 260L201 259V261H204L205 259H206L205 261H207V259H208L209 262L211 261V262L218 263V264H222V263H225V264H241V263L242 264L243 263L244 264H251V263L252 264H259V263H261V264H263L264 263V261H263L264 260V248H263L264 247V244H263L264 239H262V238H264V234L262 233V236H261V242H262L261 246L262 245L263 246L257 247L255 245L256 243H254L255 240L254 241L252 240V238L255 239V237H254L255 233L251 229V228H253V224H255V219H253V218H254V215L256 212V210H255L256 206L252 201L250 203V201L247 198H245V193L246 192L249 193V191L252 190L251 189L252 184L250 182V179L247 177L248 169H249V167L252 168V166L254 164V160L257 159V155H258V151H259V149H256V148H258V146H257V144L253 143V140H251L250 147L248 148ZM229 147H230V150H229ZM50 148H51V150L53 149L52 146H50ZM131 148H133V149H131ZM231 148H232V150H235V151H232ZM233 148H235V149H233ZM241 148H243V149H241ZM250 148L251 149L253 148L255 150H251ZM246 149L247 150L250 149V151L248 150L249 152H247ZM96 151H98V152H96ZM252 151H255V154H253L254 152L252 153ZM99 152H101V153H99ZM95 154H96V157H95ZM249 154H250V156H252L251 154H253V157L256 154L257 155L255 156L256 158H251L249 156ZM244 156H246L245 160H246V162L248 161L249 164L243 160L242 157H244ZM99 157L100 158L102 157V158L100 159ZM235 157H237L239 159V162L237 161V158L235 160ZM239 157L242 159H240ZM131 162H133V163H131ZM137 162H138V164H137ZM156 162H158V163H156ZM244 162H245L246 167L244 165ZM152 163H153V166H152ZM241 163H243V164H241ZM98 164H101L102 166L98 165ZM139 164H141V165H139ZM142 164H144V165L148 164V165L146 167V165L144 166ZM196 164H199V162ZM137 166H139V168H137ZM228 168L231 170H228ZM239 168H242L244 170L243 175L244 176L246 175L245 177L243 175H240L243 172V170L241 169L242 170L241 171ZM245 168L247 171H245ZM147 169H148V171H147ZM129 170H131V171H129ZM133 170H135L136 172ZM155 171L158 175H156ZM237 171L241 172V173L238 174ZM100 173H102V175ZM105 173L107 175H105ZM130 173H132V175ZM153 173H155L154 175L157 178L156 179L157 181H155L154 183H152L150 181V176ZM134 174H135V176H134ZM137 174L139 175V177L136 176ZM90 176H92V177H90ZM141 176H143L144 179ZM113 177L114 176H112L111 178H113ZM158 177L160 178V180ZM240 177L243 181H241ZM243 177L247 181H245L243 179ZM138 178H140V180H138ZM218 178L228 180L227 186H228V184L231 185V183H232V185H233V183L234 184L240 183L239 185L241 187L239 186V191H237L238 185H236V187H237L236 191H237V193L240 192V193L244 194V195L239 194V196L241 198L238 196L237 193H235L237 196L232 195L231 198L233 201L231 200L230 203L224 205L225 207L227 206L226 208L224 206H221V208L223 207L222 209L217 208V211L221 209V212L218 211L219 213L216 211V207L214 205H212V204L202 205L201 203H199L200 198L202 196L201 193L204 189L205 184L211 180H216ZM134 180H136L138 182H135ZM166 180L168 181V183ZM182 180L185 184L182 182ZM158 181L161 183L159 184ZM199 181L203 182V183H200ZM239 181H241V182H239ZM248 182H250V185L248 184ZM246 183L248 186H246ZM177 185H179V186H177ZM181 185H183V186L180 188ZM148 186H150V187L152 186L151 189ZM224 186H225V184H224ZM184 187H187L188 189L184 188ZM154 190L157 192H155ZM194 191H196V192H194ZM149 192H150V194H148ZM101 193H102V195H101ZM138 194L140 195V197ZM145 194H146V196H145ZM96 195L99 196L98 197L99 199H97ZM101 196H102L103 200L101 199ZM147 196H149V197H147ZM134 197H137V198L133 199ZM233 197L234 198L236 197V198L233 199ZM237 197H239V198H237ZM91 198H93V199H91ZM140 198H141V200H140ZM188 198L190 201L188 200ZM92 200H94V201L92 202ZM234 200H236V201H234ZM130 201H132L134 203H131ZM128 203H130V204H128ZM180 203L182 204L183 208H181L182 206ZM133 204H134V206H132ZM193 204L195 205V207ZM230 204H231V206H230ZM87 205L90 206L91 208L88 207ZM232 205H233V207H235V206L236 207L233 209V208H231ZM85 206L87 207V209ZM117 206H118V208H117ZM186 206L188 207L187 209H186ZM197 206L200 209H198ZM128 207L131 209H129ZM150 207H152V208H150ZM248 207H250V208H248ZM227 208H228V210H227ZM158 209H161V210H158ZM211 209L213 211L215 210V212H213ZM152 210H154V211L152 212ZM181 210L184 213H182ZM250 210H252V211L249 212ZM54 211H55V213H54ZM118 211H121V212H118ZM209 211L211 213L213 212V214L215 213L216 217H215V215L211 214ZM123 212L125 214H123ZM207 212H209V213H207ZM126 213H127V215H126ZM134 213H135V215H133ZM220 213H222V214H220ZM146 214H148V215H146ZM218 214H219V216H218ZM241 214L243 216L245 215L248 218L246 219L245 216L243 217ZM11 215H14V216L11 217ZM62 215H64V216H62ZM119 215H121V216H119ZM149 215H150V217H149ZM180 215L182 218L180 217ZM209 215L210 216L212 215V217H210ZM239 215H240V217L242 216L243 219L242 218L240 219L238 217ZM251 215H252V217H251ZM217 217H218V219H217ZM120 218L122 220H120ZM220 218L222 220H224L223 221L224 223H227V224H224L222 222V220H220ZM236 218H238V219H236ZM250 218H251L252 222H251ZM7 219H11V221L15 222L17 226H14L13 224H11L9 221H7ZM128 219H131L132 221L129 222V224H127V223L124 224V221L125 220L127 221ZM232 219H233V222H232ZM219 220H220V222H219ZM240 220H241V222H240ZM243 220H244V223H243ZM45 222L48 224H46ZM134 222H135L136 226H135V224L133 225ZM147 222H149V223H147ZM234 222H235V224H234ZM249 222H251V223H249ZM38 223H40V224H38ZM140 223H141V225H140ZM245 223H247L246 226H244ZM123 224L124 225L127 224L126 226H128L129 228L124 226ZM249 224H250V226H248ZM120 225H123L124 227L120 226ZM145 225H146V227H145ZM148 225H149V227H148ZM228 225H229V227H228ZM229 228H231V229L229 230V233H227ZM239 228L242 230H240ZM244 230L247 234L245 232H243ZM201 232H203L205 235L202 239H199V234ZM235 232L236 233L239 232V234L237 233L238 234L237 235V234H235ZM240 232H243V233H240ZM225 233H227V236H229V238H231L232 240L229 239ZM230 233H231V235H230ZM241 234L243 237H241ZM232 235L235 236L236 238L233 237ZM248 235L250 236V238ZM188 236L192 237V239L194 238L196 240L195 241L193 239L194 245H196V243L198 244V245H196V247L191 243L192 239L189 238ZM204 238L206 240L211 239L210 241L213 242V243H211L209 241L210 245L207 246L208 248H206V246H204L205 244H203L206 242V240ZM190 239H191V242H189V243L186 242L187 240L190 241ZM240 239H241V241H240ZM246 239L248 241H246ZM237 240L240 242H238ZM249 240L253 244H251V243L249 244ZM243 241H246V242H244L245 244L244 243L242 244ZM108 243H110V244H108ZM211 244H213V245H211ZM221 244H223V245H221ZM228 244H229V247H226ZM109 245L110 246L112 245V246L110 248H107ZM199 245L201 247L202 246L203 247L200 248ZM251 245H252V247H250ZM193 247L195 249H193ZM221 247H223V248H221ZM242 247H244L243 250H241ZM245 247H246V249H245ZM112 248L114 251L112 250ZM209 248H211L212 250ZM234 248H235V250H234ZM258 248L259 249L262 248V249L259 250ZM108 249L109 250L111 249L110 250L111 252ZM204 249L207 251L206 254H204L205 253ZM232 249L234 250L233 251L234 256H232ZM106 250H108V251H106ZM135 250H137V251H135ZM249 250H250V252H249ZM201 251H203V253H200ZM209 251L211 254L209 253ZM243 252H244V254H243ZM245 252H246V254H245ZM257 252L260 256L257 254ZM130 253H132V254L130 255ZM229 253L231 254V257H230ZM249 253H251V254H249ZM253 253L255 254L254 257L252 256V255H254ZM200 254H202V255L204 254L206 256H204V255L202 256ZM236 254H238V255H236ZM256 255H258L259 257ZM114 256H116V257H114ZM203 257L205 259H203ZM233 257H236V258L233 259ZM248 258L251 259L253 262L248 261L249 260ZM258 258H260V260ZM255 260H257V261H255ZM258 260L261 262H259Z\"/></svg>",
  "mask_w": 264,
  "mask_h": 264
}]
</instances>
